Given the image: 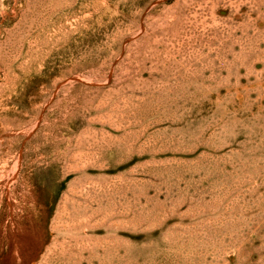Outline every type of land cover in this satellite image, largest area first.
Here are the masks:
<instances>
[{
  "label": "rangeland",
  "instance_id": "obj_1",
  "mask_svg": "<svg viewBox=\"0 0 264 264\" xmlns=\"http://www.w3.org/2000/svg\"><path fill=\"white\" fill-rule=\"evenodd\" d=\"M0 264H264V0H0Z\"/></svg>",
  "mask_w": 264,
  "mask_h": 264
}]
</instances>
